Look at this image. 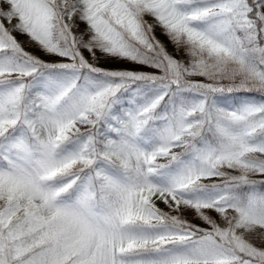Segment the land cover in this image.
<instances>
[{"label":"snow or ice","instance_id":"1","mask_svg":"<svg viewBox=\"0 0 264 264\" xmlns=\"http://www.w3.org/2000/svg\"><path fill=\"white\" fill-rule=\"evenodd\" d=\"M0 264H264V0H0Z\"/></svg>","mask_w":264,"mask_h":264}]
</instances>
